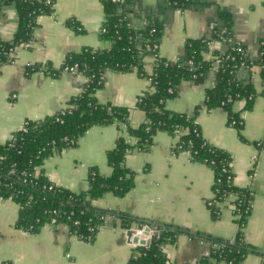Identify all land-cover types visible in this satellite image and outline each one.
<instances>
[{"label":"crops","instance_id":"crops-1","mask_svg":"<svg viewBox=\"0 0 264 264\" xmlns=\"http://www.w3.org/2000/svg\"><path fill=\"white\" fill-rule=\"evenodd\" d=\"M134 26L152 22L157 29V54L166 60L184 55L188 39H204L201 56L212 60L230 46L244 47L250 64L235 70L241 84L251 83L254 97L250 108L236 99L232 111L241 119L237 128L229 122L222 107L206 108V90L217 82L212 65L200 81L182 80L165 108L193 117L202 136L211 145L230 156L233 184L248 191L250 208L241 228L244 241L256 252L238 263L210 260L206 264H264V76L257 64L264 45V0H195L176 8L165 0H123ZM223 15H228V19ZM81 27L77 31L68 23ZM105 14L100 0H52V11L39 14L32 40L14 48L13 58L0 70V143L9 140L26 119H42L65 107L84 86L85 76L59 69L70 53L82 47L106 49L101 37ZM19 27L14 0H0V39L11 40ZM227 27L228 35L222 34ZM140 45V43H139ZM155 53L141 55L142 72L107 70L103 85L95 91L98 102L128 109V125L145 121L137 99L151 89L150 76ZM40 69L28 71L30 66ZM119 121L89 127L73 147L49 154L41 170L54 184L74 192L88 187V171L94 166L103 176L111 173L106 152L122 136L132 146L124 156V165L133 171V187L123 196L106 192L93 201L99 209L112 210L154 224L179 229L174 242L163 245L167 260L174 264H197L209 255L213 244L209 237L232 241L239 230L233 212L234 195L216 203L212 212V169L191 160L188 152L175 150L178 135L157 131L147 149L136 147L137 139L126 132ZM18 205L0 197V264H126L139 245L129 240L130 228L118 217L100 225L92 241H85L64 224L45 223L37 230L16 225ZM156 226V225H155Z\"/></svg>","mask_w":264,"mask_h":264},{"label":"trees","instance_id":"trees-1","mask_svg":"<svg viewBox=\"0 0 264 264\" xmlns=\"http://www.w3.org/2000/svg\"><path fill=\"white\" fill-rule=\"evenodd\" d=\"M14 1L18 11L19 27L11 40L0 39V63L13 58L10 54L18 44L32 40L37 16L52 11V0L48 3L44 0ZM194 1L165 0L168 5L176 8H182L185 4ZM100 2L105 14V32L100 34L109 42V47L95 49L84 46L79 52L67 55L59 69L48 70L50 74L56 75L61 72L64 65L77 64V73H81L86 78L83 89L72 96L65 107L52 115L37 120L26 119L25 130H17L9 140L0 143V197L12 199L17 203L16 225L34 231L48 223L53 216L64 221L65 214H70L72 219L78 220V224L71 225L69 230L85 235L88 233V226L99 224L101 214L118 217L126 228H130L133 223L139 225L145 223L128 213L99 209L93 205V201L106 192L123 196L133 187V171L125 167L123 162L126 152L132 146L122 136H119L115 146L106 152L111 173L103 176L96 167H90L88 187L85 191L77 193L54 185L41 170L43 160L49 154L73 147L89 127L113 121L127 125L126 132L138 140L136 147L140 150L148 148L157 131L178 135L175 150L188 152L191 160L205 163L212 169L215 200L219 202L229 194L236 193L238 198L234 203L241 205L243 211L245 204L239 200L249 198V193L237 188L232 181H228V176L231 174L229 154L206 141L193 117L165 108L166 100L175 95L180 81H200L204 72L213 65L212 60H205L201 56V48L205 40L188 39L184 55L176 60L170 61L158 56L150 76L151 89L141 95L136 102V106L145 113V121L132 127L127 122V108L100 103L94 93L102 87L107 70L122 72L135 69L143 73L141 55L147 51V45L151 40L157 37V32L150 33L152 22H143L139 26H134L133 18L128 15L123 0H100ZM223 16L226 20L229 17ZM68 24L79 32L82 30L77 29L78 25L72 22ZM222 34L228 35L227 27L223 29ZM233 46L216 56L221 60L216 65L217 82L206 90L204 105L206 108L222 107L227 113L229 122L234 119L233 126L240 128L242 121L232 111L231 105L234 100L243 98L244 108H250L254 89L251 83L241 84L235 78V70L240 66V59L237 56L233 61L226 59L228 54H235ZM244 61L246 64L251 62L247 58ZM256 62L262 65L261 72L264 76V54L259 55ZM38 69L40 67L36 65L27 68L28 71ZM169 89L171 92L168 91ZM214 202L209 205L212 212L216 207ZM245 221L244 214L237 219L239 230L232 241L209 237L212 244H216L217 247H212L209 255L201 258L197 264H206L210 260L238 263L246 254L256 252L244 241L241 228ZM153 226L157 233L151 237L149 245L135 248L126 264H174L167 260L163 245L174 242L179 229L168 224Z\"/></svg>","mask_w":264,"mask_h":264},{"label":"built area","instance_id":"built-area-1","mask_svg":"<svg viewBox=\"0 0 264 264\" xmlns=\"http://www.w3.org/2000/svg\"><path fill=\"white\" fill-rule=\"evenodd\" d=\"M44 1H45V3H48L49 2V0H44ZM113 1H122V0H113ZM80 28H81L80 26L77 27V29H80ZM104 32H105V24L100 28V33H104ZM156 32H157V30H156L155 25L154 24H151L150 33L151 34H155ZM147 47H148V49L150 51H152V52L155 53V56H156L155 57V61H156V59L158 58V54H157V47H158V45H157V38L154 37L151 40L150 44L147 45ZM233 50H234L235 54H228L227 57H226V59L233 61L235 59V57L237 56L238 59H240V65H242V64L245 65L246 63H245L244 59H246L247 56H246V52H245L244 47L241 46V45H239V44H236V45L233 46ZM261 54L262 55L264 54L263 45L261 46L260 52H259V55H261ZM10 55L13 56V52H11ZM212 62H213V65L216 66L218 63L221 62V60L218 57H215L214 59H212ZM1 65H2V63H0V70H1ZM259 65L262 67L261 64H259ZM76 68H77V64L64 65L62 67L61 71L68 72V73H77ZM79 74H81V73H79ZM102 78H103V76H102ZM168 91L171 92V89H169ZM26 123H27V120H25L23 122V125L20 128L21 130H25ZM230 123H231V125H233L235 123V120L234 119H231V122ZM10 172H12V170ZM228 181H232L233 182L232 174H229ZM229 195H234L235 196V199L234 200H236L238 198V194H236V193H231ZM215 199H216L215 198V192L213 191V198H211L208 201V205H211L213 203V201H215L214 203H218V201L215 200ZM239 201H241L242 203H244L245 204V207H244V210L242 211L241 210L242 209L241 208V205L238 206L235 203L233 204V212L235 213V215L237 216V218H240L243 214H244V216H246V214L249 212L250 201L251 200H250V197H249V198H246V199L243 198V199H241ZM241 202H239V203H241ZM65 215H66V218L64 219V221L58 220L59 218L57 219L55 216H53V217H51V219H50V221L48 223H51V224H58V223L60 224L61 223V224L66 225L68 228L71 225L75 226V225L78 224V220L72 219V217H71L70 214H65ZM111 218H114V217L111 216V215L101 214V215H99V221H100L99 224L96 225V226H93V225L88 226L87 227V231H88L87 234L83 235L81 233H77L76 230H75L76 232H72V233H74L79 238H81V239H83L85 241H89L90 242V241L93 240L96 231L100 228V225H102L103 223H105L107 220H109ZM144 226H146V225H139V228L132 227L130 229L132 231H131V235L129 236V240L132 239V236L144 237L147 240V242H148L147 245H145V246H148L149 243H150L151 237L155 233H157V231L150 230L149 234L147 236H144L143 235V229H142ZM213 247H217V245L216 244H213Z\"/></svg>","mask_w":264,"mask_h":264},{"label":"water","instance_id":"water-1","mask_svg":"<svg viewBox=\"0 0 264 264\" xmlns=\"http://www.w3.org/2000/svg\"><path fill=\"white\" fill-rule=\"evenodd\" d=\"M135 228H139V224L136 225ZM142 229H143V235L147 236L149 234L150 230H151V227L147 224ZM131 231L132 230L129 229V231H128V235L129 236L131 235ZM131 241L133 243H137V244L143 245V246L147 245V243H148L147 240L144 237H138V236H132Z\"/></svg>","mask_w":264,"mask_h":264}]
</instances>
